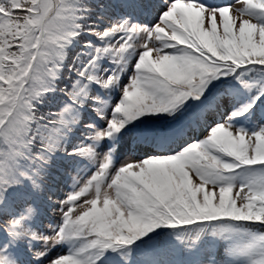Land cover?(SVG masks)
Segmentation results:
<instances>
[{
	"label": "snow or ice",
	"instance_id": "6c2138e0",
	"mask_svg": "<svg viewBox=\"0 0 264 264\" xmlns=\"http://www.w3.org/2000/svg\"><path fill=\"white\" fill-rule=\"evenodd\" d=\"M0 264H264V0H0Z\"/></svg>",
	"mask_w": 264,
	"mask_h": 264
}]
</instances>
